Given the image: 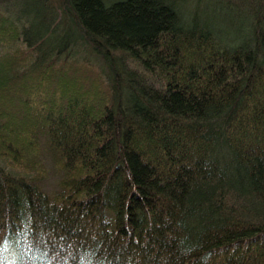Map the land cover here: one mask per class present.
<instances>
[{
	"label": "trees",
	"instance_id": "obj_1",
	"mask_svg": "<svg viewBox=\"0 0 264 264\" xmlns=\"http://www.w3.org/2000/svg\"><path fill=\"white\" fill-rule=\"evenodd\" d=\"M8 10L0 264H264L262 15L233 41L176 0Z\"/></svg>",
	"mask_w": 264,
	"mask_h": 264
},
{
	"label": "rangeland",
	"instance_id": "obj_2",
	"mask_svg": "<svg viewBox=\"0 0 264 264\" xmlns=\"http://www.w3.org/2000/svg\"><path fill=\"white\" fill-rule=\"evenodd\" d=\"M252 1L255 2L254 0H176L187 14L196 13L200 19L209 21L220 37L233 41L250 34V20L254 15H262L264 18V10L257 9V5H250ZM32 2L40 6L42 0H0V6L7 7L12 15L21 18ZM192 3H197L195 5L197 7ZM260 32L264 35V28H260ZM44 166L41 185L45 190L51 191L56 185L58 173L47 159L44 160Z\"/></svg>",
	"mask_w": 264,
	"mask_h": 264
}]
</instances>
